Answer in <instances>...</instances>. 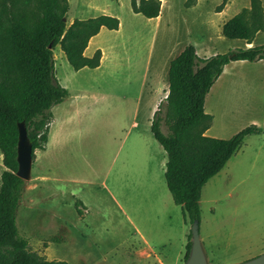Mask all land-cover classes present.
<instances>
[{
    "label": "rangeland",
    "instance_id": "374dc122",
    "mask_svg": "<svg viewBox=\"0 0 264 264\" xmlns=\"http://www.w3.org/2000/svg\"><path fill=\"white\" fill-rule=\"evenodd\" d=\"M162 1L158 22L134 14L131 0H68L66 27L73 20L100 15L116 17L120 24L117 31L103 29L90 48L106 54L98 69L75 72L60 47L53 50L55 78L67 91L52 111L54 120L64 118L81 92L86 105L98 101L74 127L75 134L39 164V184L57 191L52 199L18 209L19 236L48 261L160 264L183 248L185 253L191 242V225L173 203L156 164L155 149H162L150 140L155 146L148 158L146 138L139 137L140 129H131L133 122L141 124L147 104L140 79L150 62L151 73L162 81L161 102L166 66L187 45L195 46L200 57L243 49L244 41L224 38L221 29L249 0H234L222 16L215 13L221 0H191L190 8H185L187 0ZM261 3L264 11V0ZM254 43L264 45V31ZM230 73L243 76L225 89L210 91L205 99L206 114L212 112L214 118L210 135L229 139L254 119L261 134L248 137L201 190L199 237L208 264H240L264 253V63H249ZM137 98L142 100L138 119ZM162 131L167 132L165 126ZM1 165L0 175L5 171ZM35 186L31 174L25 188ZM147 251L150 258L142 254Z\"/></svg>",
    "mask_w": 264,
    "mask_h": 264
},
{
    "label": "trees",
    "instance_id": "16d2710c",
    "mask_svg": "<svg viewBox=\"0 0 264 264\" xmlns=\"http://www.w3.org/2000/svg\"><path fill=\"white\" fill-rule=\"evenodd\" d=\"M228 2L221 0L215 13H220ZM249 3L248 9L223 24L224 38L250 44L257 33L264 31L261 0ZM130 6L134 14L151 20L159 16L161 1L131 0ZM192 6L187 0L185 8ZM68 12V0H0V152L5 168L0 175V264H68L48 261L32 252L16 225L25 188V182L16 176L17 125H25L33 161L34 152L46 148L51 109L67 96L55 78L54 48L60 47L73 71L96 69L100 51L91 58L83 55L89 41L101 29H119V20L107 15L73 20L66 27ZM261 60L264 45L200 58L189 44L169 63L167 95L154 113L151 132L167 157V190L190 225L199 222L202 188L224 168L245 137L259 133L255 126H249L226 140L204 136L212 121L204 112L206 96L229 63ZM188 237L191 239L190 234ZM190 247L189 242L184 262Z\"/></svg>",
    "mask_w": 264,
    "mask_h": 264
},
{
    "label": "crops",
    "instance_id": "0c3cea01",
    "mask_svg": "<svg viewBox=\"0 0 264 264\" xmlns=\"http://www.w3.org/2000/svg\"><path fill=\"white\" fill-rule=\"evenodd\" d=\"M160 1H161V8H160L159 16L157 18H155V19H151L150 21H158L159 22L161 20L160 17H161V12H162V4H163V1L162 0H160ZM233 1L234 0H229V2L226 4V6L224 7V9L220 13H218V14L222 16L224 14V12L226 11V9L231 5V3ZM249 6H250V3H249ZM249 6L245 7L244 9H248ZM239 12L240 11H236L237 14ZM224 23H226V22H224ZM102 30L103 29H101L100 32L89 41V43L87 45V48L85 49V51L83 53V55L85 57L91 58L94 55V53L97 50H99L100 51V54H101L100 62H99V67H101V65L103 64V61H105L106 54H105L104 50L97 49V50L94 51V49L91 50L90 48H91L93 42L97 39V37L102 32ZM259 33H261V32H259ZM254 39H253V41L250 44L247 43L246 41L242 40V41L245 42L243 49L256 47V45L254 43ZM195 50H196V48H195ZM62 54H61V58H63L62 57ZM196 54H197L198 57H200V55H198V52L197 51H196ZM208 57H210V56H205V57H200V58H208ZM257 63L258 64L264 63V60H261V61H258V62H254L252 64H257ZM247 64H249V62H247V61H236V62H231L228 65H226L224 67L223 72L221 73V75L218 77V79L215 81V83L213 84V86L209 90V93H210V91L212 92L213 90H215L218 87H221V88L224 87L223 89H225L231 83L234 84L235 83L234 81H237L243 75H241V73L240 74L239 73H230L231 70L233 68H236V67H239V66L243 67V66H245ZM99 67H97L96 69H98ZM167 67L169 68V64H167V66H166V71H167ZM83 69H88V68H83ZM83 69H81V70H83ZM54 70H55V64H54ZM81 70H79V71H81ZM155 76H156V74L153 75L151 73L150 62H148L146 64V66H145V73L143 74V76L140 79V82H141V84H140V88H141L140 93H143V92L144 93L145 92L147 93V100H146V103L147 104H146L145 108L142 110L143 113H144V115H143L141 124H138L137 122H133L131 124V126H132L131 129H140L139 130L140 131L139 137L141 139H145L146 138L145 140H147L148 145H149V147L147 148V150H148V152H147L148 153V158H151L152 150L154 149V146H155V144L152 143V141H150V140H154V142L156 144H158L155 141V139L153 137V134L151 132V122L153 120L154 113L156 112L157 107H158V105L160 103L159 102L160 101V98L163 95V91H162V81H160L158 75H157V77H155ZM60 83L58 82V84L62 87V84H60ZM165 88H166V95H167V91H168V71L166 72ZM80 94H81V96H78V95L76 96V99H75L73 105L70 106V111L66 113V115L64 116V118H61V119L59 118V119H55L54 120V117H53V114H52V111L55 108H57L60 104H62L63 102L60 103V104H58V105H56V106H54L51 109L52 119H51V122L49 124V131H48L46 148H45L44 151H35L34 152V160L32 161L31 174L33 175V177L36 180V186L34 188L33 187H27V189L25 188V190L21 194V199H20V202H19L18 209L20 207H22V204H27L28 205L30 203L31 204H40V203L48 202V200H51L52 199L50 196H53V193L54 192L55 193L57 192V191L54 190V192L52 193L51 186H48L46 188V187H43L41 184H39V181H40L39 180V177H38L39 172H40V170H39V167H40L39 164L42 161V158H43V156L45 154L50 155L51 154V151L54 148L56 149L62 142H66V140L68 138L72 137L75 134L74 127L76 129L82 123V121L85 119V118H83L84 115H87V114L91 113L93 111V109L97 107V101L98 100H95V103H94V100H93L92 103L94 105H92L91 103H89V105H86L87 104V99L85 98L84 93L81 92ZM166 95L163 96V98H165ZM136 102H137V104L139 106L136 108L137 111H136V113H134V115L136 114V119H138V114L141 111V102H142L141 98H137V101ZM204 105H205V102H204ZM204 112L206 114L205 109H204ZM207 115L211 116L212 121H211V124H210V128L204 133V136H207V137H210V138H214L213 135H210V130H211L212 123H213V120H214L213 113L212 112H208ZM249 124H250L249 126H255L259 130V133L258 134H254V135H260L261 134V129L259 128V123H258V121L256 119H254L251 122H249ZM249 126H247V127H249ZM128 134H130V133L127 131L125 133V137ZM141 134L143 136H141ZM146 135L149 136V137H147ZM254 135H249V136L245 137V139L242 142V145H243L244 141L248 137H251V136H254ZM215 139H218V138H215ZM123 143L124 142H122L121 147H122ZM158 146H160V145L158 144ZM241 146L239 147V149L241 148ZM160 148H161V146H160ZM239 149L235 152V154L239 151ZM155 150L157 152V157H158V160H157L156 164H158L160 174L164 176V173H165V170H166V162H167L166 154L163 151V149H162V151H160L159 149H155ZM152 156L154 157V155H152ZM1 161H2V154L0 152V163H1ZM164 180H165V177H164ZM165 184H166V182H165ZM43 188H46L49 191L44 194ZM48 194H49V196H48ZM62 205H63V202H62ZM79 206H80V204L77 203L76 207H79ZM184 247H185V245H184ZM142 254L144 256H146V258H150L151 255H152L151 252H149V251H147L145 253L143 252ZM184 254L185 253H184V248H183V250L180 253L178 252L177 255L170 262H167V259L166 258H163V260H159V263L160 264H182L181 259H182V256ZM206 260H207V258H206Z\"/></svg>",
    "mask_w": 264,
    "mask_h": 264
},
{
    "label": "water",
    "instance_id": "95a60500",
    "mask_svg": "<svg viewBox=\"0 0 264 264\" xmlns=\"http://www.w3.org/2000/svg\"><path fill=\"white\" fill-rule=\"evenodd\" d=\"M51 49V45L48 47ZM18 138L16 145V176L24 182H28L31 176L32 147L27 137L24 123L17 125ZM191 247L190 253L184 264H208L201 246L199 237V222L194 221L190 227ZM240 264H264V253Z\"/></svg>",
    "mask_w": 264,
    "mask_h": 264
}]
</instances>
